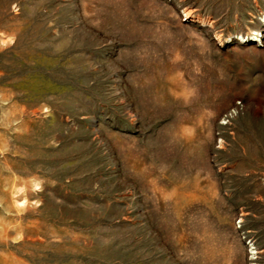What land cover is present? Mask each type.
<instances>
[{
  "label": "rangeland",
  "instance_id": "374dc122",
  "mask_svg": "<svg viewBox=\"0 0 264 264\" xmlns=\"http://www.w3.org/2000/svg\"><path fill=\"white\" fill-rule=\"evenodd\" d=\"M263 15L0 0V264H264Z\"/></svg>",
  "mask_w": 264,
  "mask_h": 264
},
{
  "label": "bare ground",
  "instance_id": "6f19581e",
  "mask_svg": "<svg viewBox=\"0 0 264 264\" xmlns=\"http://www.w3.org/2000/svg\"><path fill=\"white\" fill-rule=\"evenodd\" d=\"M261 23H264V15L261 17ZM262 36V34H259V31L256 32L255 34H252L251 36H247V37H240L239 40L241 41V43H246V42H260L261 40L258 38V36Z\"/></svg>",
  "mask_w": 264,
  "mask_h": 264
}]
</instances>
